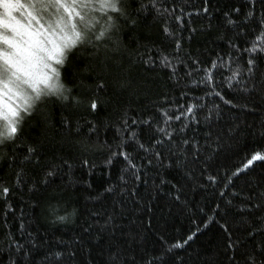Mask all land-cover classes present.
<instances>
[{
  "label": "trees",
  "instance_id": "obj_1",
  "mask_svg": "<svg viewBox=\"0 0 264 264\" xmlns=\"http://www.w3.org/2000/svg\"><path fill=\"white\" fill-rule=\"evenodd\" d=\"M124 3L131 19L117 21L111 40L99 42L98 52L91 47L74 51L61 69L62 82L86 105L97 94L102 62L106 63L110 74L105 78V90L98 93L104 105L93 114L71 100L50 101L26 120L19 142L41 145V163L24 166L20 187L13 185L26 148L15 150L17 166L10 168L7 160L0 161V183L12 189L6 199L0 196V264H9V258L15 255L14 245L27 247L32 238L42 245L33 254L37 264H47L44 256L53 264H106L118 248L128 249L124 257L135 256L138 264H246L247 255L264 240L259 232L248 234L246 214L240 211L246 196L264 191V161H254L248 169L233 175L255 152L264 154V95L258 91L264 54L244 51L253 43L257 47L264 43L258 39L264 7L253 8L250 0H208L207 5L205 0H156L155 8L150 0ZM141 4L146 7L141 9ZM206 6L208 12L203 11ZM237 8L239 12L234 11ZM250 10L254 18L248 20ZM229 19L236 23L229 24ZM177 39L181 45L178 51ZM229 42L237 48L230 47ZM250 55L257 62L254 77L247 72ZM164 56L175 65V74L162 63ZM145 60L150 62L145 64ZM214 60L216 68L211 66ZM238 66L240 75L230 80ZM206 73L212 75L213 86L204 82ZM120 82L127 87L119 88ZM254 84L257 90H252ZM245 87L249 91H244ZM188 107L193 108L192 114L186 112ZM163 111L173 117L181 112L185 115L166 126ZM125 113L130 125L127 128L121 124ZM193 114L199 124L193 122ZM209 115L210 124L205 120ZM65 116L72 121L71 129L61 125ZM133 118L151 123L132 124ZM88 121L97 124L95 133L89 132ZM77 122L79 133L75 131ZM183 124L189 127L180 132ZM209 126L214 134L222 133L221 146L210 160L202 159L195 166L191 179L182 178L174 169L150 167L147 157L151 152L138 146L142 143L156 151L159 146L155 141L166 140L157 130L160 127L174 131L176 142L189 137L203 145V133ZM122 139L123 150L141 169L142 179L148 181L136 188L144 197L139 205V197H133L130 191L132 170L123 171L127 162L118 156L107 164L110 151L121 150L117 145ZM82 145L89 147L82 150ZM4 152L13 154L11 147ZM61 158L72 163L71 170L64 165L49 185H40L39 192L29 193L28 188L43 175L45 162L60 163ZM160 174L183 185L181 199H173L175 192L165 194L170 186H164L165 192L152 201L149 211L145 206L149 199L146 189L151 191L153 182L159 183ZM208 176H214L215 182ZM109 187L113 191H106ZM9 206L13 211L5 216ZM58 216H67L69 222L53 224ZM110 216L113 219L108 230H102ZM21 223L25 230H21ZM193 233L194 238L184 244ZM81 238L82 244L75 242ZM230 242L235 243L232 249L227 247ZM177 243L183 246L173 247ZM56 253H62L59 259ZM255 255L259 264L262 257L258 252Z\"/></svg>",
  "mask_w": 264,
  "mask_h": 264
},
{
  "label": "snow or ice",
  "instance_id": "obj_2",
  "mask_svg": "<svg viewBox=\"0 0 264 264\" xmlns=\"http://www.w3.org/2000/svg\"><path fill=\"white\" fill-rule=\"evenodd\" d=\"M150 3L155 8L156 0H150ZM207 3L208 0H205V5ZM250 3L253 8L256 5L264 7V0H250ZM145 7V5L141 4V9ZM208 10L207 6L203 9L204 12H208ZM156 11L159 13L160 9L157 8ZM164 11H167V9ZM234 11L239 12L240 10L237 8ZM225 15L227 16L228 14L225 13ZM253 18L254 13L250 10L246 19L251 20ZM120 19L125 21L131 19L124 0H0V161L7 160L10 168L17 166L15 150L26 148L23 158L19 161L20 170L15 173L16 182L13 185L14 188L20 187L23 183L25 165L31 164L36 167L40 166L41 163V145L19 142L26 120L38 113L41 106L50 101L67 103L71 100L75 106L84 105L82 100L72 95V89L62 82L61 69L74 51L80 48L91 47L98 52L99 42L111 40V33L117 28V21ZM176 19L180 20L181 17L177 16ZM132 23H135L134 19ZM228 23L234 24L236 22L229 19ZM259 27L261 31L258 39L264 42V12H261ZM164 31L170 35L167 28ZM220 38L223 39V37ZM229 44L230 47L237 48L236 44L231 42ZM180 46V41L177 39V51ZM244 51L253 54H264V43L259 47H257L256 43H253L250 48H246ZM175 59L179 60V57H175ZM217 59H220V57H217ZM149 62V60L144 61L145 64ZM180 62L183 63V61ZM162 63L166 67H171L173 74H175V65L171 64L167 56L162 58ZM193 63L199 62L193 61ZM102 65V74L96 84L97 94H94L87 104L84 105L93 114L105 103L98 93L105 90V78L110 74V69L106 63L102 62ZM211 66L212 68L217 67L215 60L211 62ZM256 71V57L250 55L247 60V72L254 77ZM238 75H240L239 66L229 79H234ZM260 75L262 79L259 82L258 91L261 95H264V72H261ZM204 82L209 86L214 85L213 77L210 73H206ZM117 86L123 89L127 87V83L120 82ZM252 90H257L255 84ZM244 91H249V89L245 87ZM215 95L224 99L220 92H215ZM224 102L233 107L238 106L233 105L231 100H224ZM216 107L218 108V105ZM240 107H247V105H240ZM211 111L210 109L209 112L211 113ZM186 112L192 114L193 108L188 107ZM162 115L164 117V125L170 126V121L173 119L180 121L185 112L173 117L167 111H163ZM205 120L210 124L211 115L207 116ZM47 121L48 117H45V122L47 123ZM193 122L196 124L200 123L194 114ZM140 123L150 125L151 122L132 119V124ZM88 124L90 133H95L98 130L95 122L88 121ZM121 124L124 128L130 127L126 113L121 120ZM61 125L71 129L72 121L65 116L61 120ZM188 127V124H183L179 131L184 132ZM79 130L77 122L75 131L79 133ZM157 130L163 134L166 140L157 139L155 141L156 145L159 146L156 151L152 152L151 149L145 148L142 143L138 145L145 152H151V155L147 157V164L156 169H174L181 174L182 178L191 179L195 172V166L202 159L205 161L210 160L211 155L221 146L222 133L214 134L210 126L203 133L205 137L203 145L200 144L199 140L189 137H183L179 142H176L174 131H168L167 127H160ZM133 136H135V133H133ZM123 145L124 141L122 139L121 143L117 145L121 150L110 151L107 164L110 165L113 162V158L118 156L123 157L127 162L128 167L123 171L132 170L133 187L130 191L133 197H139L136 201L139 205L144 197H140L136 188L139 187V183L147 184L148 181L147 179H142L141 169L133 163L129 153L123 150ZM213 145L216 147L214 148ZM9 147L12 149V155L4 152V149ZM88 147V145H82V150H87ZM165 148L167 154H165ZM204 153L209 155L204 157ZM254 161H264V154L259 151L255 152L251 158L247 159L243 169H237L233 175H238L240 171L248 169ZM84 164L87 165V161H84ZM64 165L69 170L73 167L72 163L65 158H61L60 163L46 161L42 169L43 175L28 188L29 193L39 192L40 185H49L52 182V178L57 175L58 171L62 170ZM207 178L215 182L214 176H208ZM121 179L124 180V177L122 176ZM124 183H128V181L124 180ZM164 186H170L165 194L171 195L175 192L177 194L174 195L173 199L180 201L179 192L183 185H180L179 181L174 183L172 180L166 179L163 174H160L159 183L154 181L152 190L148 191L146 189L149 199L145 206L148 207L149 211H151L152 201L158 200V194L165 192ZM10 191L12 189L0 183V196L6 199ZM106 191L111 192L113 189L109 187ZM231 203L229 201V204ZM242 203L244 207L240 211L246 214L248 222L246 231L248 234L259 232L264 235V191L253 192L246 196ZM9 211H13L11 206L8 207L5 216H7ZM112 219L113 217L111 216L108 218L102 230H108V223ZM57 222L67 223L69 218L67 216H58L56 221L52 223L55 224ZM20 228L25 230L24 223L20 224ZM84 231L87 232L88 229H84ZM225 231H227V228H225ZM28 236L32 237V233L28 232ZM194 236L195 233L189 235L183 243L187 244ZM100 238L97 237V239ZM229 239L231 241V235ZM75 242L82 244L83 238ZM28 245L27 247L19 243L14 245L15 255L9 258V264H37L33 254L42 245L35 238L30 239ZM182 246L183 244L180 243L173 245L175 248ZM227 247L232 249L235 247V243L230 242ZM127 251L129 250L118 248L114 254L109 255L106 264H138L135 256L124 257L123 253ZM256 252L262 257L259 264H264V240H261L258 248L253 253L247 255L246 264H257ZM55 255L59 259L62 253H56ZM69 255L75 256L76 253L69 252ZM43 259L47 261V264H53L50 257L44 256ZM146 264H151V261H147Z\"/></svg>",
  "mask_w": 264,
  "mask_h": 264
}]
</instances>
